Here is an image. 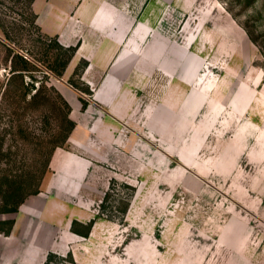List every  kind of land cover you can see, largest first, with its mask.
I'll list each match as a JSON object with an SVG mask.
<instances>
[{
  "label": "rangeland",
  "instance_id": "1",
  "mask_svg": "<svg viewBox=\"0 0 264 264\" xmlns=\"http://www.w3.org/2000/svg\"><path fill=\"white\" fill-rule=\"evenodd\" d=\"M26 1L0 0V86L7 44L75 127L39 193L0 216L14 221L0 264H137L153 251L161 264H264V0H34L37 28ZM45 37L75 48L60 77L46 73ZM128 85L147 96L126 113ZM165 88L166 133L147 111L164 112ZM16 101L0 93V176L38 174L60 131L58 112Z\"/></svg>",
  "mask_w": 264,
  "mask_h": 264
},
{
  "label": "trees",
  "instance_id": "2",
  "mask_svg": "<svg viewBox=\"0 0 264 264\" xmlns=\"http://www.w3.org/2000/svg\"><path fill=\"white\" fill-rule=\"evenodd\" d=\"M33 1L34 0H27L25 8L27 14L33 16V20L30 24L32 27L37 28L35 25V17L31 10ZM1 30L3 31L5 40L11 41L13 44L16 43V41L4 31L2 26ZM42 44L44 46V54L46 57L49 56L48 52L51 50L54 51L49 56L51 60L49 65L46 66V73L51 74L54 77H60L66 65L72 58L75 48L63 47L56 39L48 37L43 39ZM5 46L7 63L9 65V76L5 85L0 86L1 95L10 96L14 99L15 103H17L16 100H18V103L26 105L27 108L42 103L43 107L48 106L49 110L52 112H58L56 120L58 123L57 128L60 131L58 132L57 130L53 133L52 136L55 138L53 141V147L38 174L30 167L24 166V168H19L14 174L10 172L0 176V215L16 213L18 208L29 196L37 195L39 193L41 180L49 167L52 152L56 148L62 147L67 142L69 134L75 127L74 122L69 118V107L64 100L57 94L65 108V110L60 113V109L56 106L55 102L51 100L52 97L47 94L49 88L45 84H41L40 87H37L34 84V79H32L31 76L34 70L32 69L33 66L30 59L17 53L12 47H10V45L6 44ZM26 77H29L32 81L30 83L26 82ZM86 91L87 90H85V92ZM56 139H58V142H56ZM13 224V220H0V234L8 236ZM81 235L85 237L87 232L81 233Z\"/></svg>",
  "mask_w": 264,
  "mask_h": 264
},
{
  "label": "bare ground",
  "instance_id": "3",
  "mask_svg": "<svg viewBox=\"0 0 264 264\" xmlns=\"http://www.w3.org/2000/svg\"><path fill=\"white\" fill-rule=\"evenodd\" d=\"M170 23H172V21L170 20ZM160 27V26H159ZM146 32H147V30H146ZM188 48V47H187ZM184 53H190V52H186V51H184ZM149 55H151V56H153L152 57V60H153V62H154V60L156 59V57H158L157 55H158V49H156V50H154V51H152V52H150L149 53ZM195 57V56H194ZM196 58V57H195ZM162 62H163V60H162ZM194 63L196 64H194V65H192L191 67H187V68H189V69H187V70H185V68H184V70H183V67L181 68V70H183V71H185L184 73H186V81H189L191 78H189V77H193V76H199L198 75V71L196 70L197 69V67H199L198 65L200 64L201 65V63H199V62H195L194 61ZM199 63V64H198ZM152 64V63H151ZM163 65L162 66H160V68H164L166 71H168V72H170L169 74H167V75H165V74H162L163 76V79L165 80L166 78H170L171 76H173V55L172 54H169L165 59H164V63H162ZM155 65V67H157L158 69H156L155 67H154V71L155 72H157L158 73V71H162L160 68H159V66L158 65H156V64H154ZM149 66V65H148ZM165 71V72H166ZM164 72V71H163ZM167 80V79H166ZM143 82V81H142ZM165 84L167 83V82H164ZM163 83V84H164ZM182 83V82H181ZM125 85V84H124ZM171 85H173V80H170L169 81V87L171 86ZM127 86V85H126ZM202 86V85H201ZM186 87V86H185ZM140 88H142V87H140ZM140 88H137L136 90H133V86H131V85H128V89L130 90V92L129 91H127V92H129V94L130 95H127L126 96V99L125 100H127V101H125V100H122L121 102L123 103V108H122V110L123 111H125L126 112V110H128V111H130L129 109L131 108V106H133L134 105V103H140L141 104V102L142 101H144V102H146V93H145V91L144 90H142V89H140ZM165 90H166V88H165ZM164 90V91H165ZM171 91V88H168L166 91H165V94L163 95V98H162V102H160L162 105L161 106H163V107H165V109H163L164 110V112H156L157 111V108H158V106L155 104V102L154 101H152L151 103H148L149 105H148V112H149V114H150V116H151V120L153 121V122H150L149 123V126H153V127H155V129L156 128H158L159 130L160 129H163V127H165V126H167L166 127V131H165V133L168 131V130H170L171 128H172V124H173V92H170ZM130 99V100H129ZM164 100H168L169 102H168V104H163V102H164ZM125 101V102H124ZM124 103H125V105H124ZM199 105V104H198ZM125 106V107H124ZM139 108H138V112H137V114L138 115H140V112H139V109H141V106H138ZM194 107V106H193ZM142 110V109H141ZM147 112V113H148ZM127 113V112H126ZM135 116H137L136 114H135ZM163 122H165L167 125H164V123ZM164 125V126H163ZM148 134H150V135H155L156 133H155V131H150ZM149 140V139H148ZM202 147H204V144L202 145ZM203 149V148H202Z\"/></svg>",
  "mask_w": 264,
  "mask_h": 264
},
{
  "label": "crops",
  "instance_id": "4",
  "mask_svg": "<svg viewBox=\"0 0 264 264\" xmlns=\"http://www.w3.org/2000/svg\"><path fill=\"white\" fill-rule=\"evenodd\" d=\"M83 1L81 0V3H82ZM85 7V6H84ZM91 12V11H90ZM108 36H105V39H104V44H105V46L107 47V45H110V47L111 46H113L114 48L116 47V46H118V44H117V40L116 41H114L113 42V40L110 42L108 39ZM157 48H155V49H153V51L154 50H156ZM151 52V51H150ZM84 58H86V57H84ZM86 60H89L88 58H86ZM97 100V102H99L98 101V99H96ZM101 102V101H100ZM71 138H72V136L71 135H69V137H68V139H67V143H72V141H71ZM75 145V144H74ZM58 149V148H57ZM57 149L53 152V156L52 157H54L55 155H56V152H57ZM52 159V158H51ZM30 197V196H29ZM2 215H9V214H1L0 216H2ZM2 220H4V219H2ZM13 228H14V225H13ZM11 229V232H12V230H14V229ZM10 232V233H11ZM14 232V231H13ZM185 240H187V241H189V242H191V241H193V240H189V239H185ZM4 245L2 246L4 249H5V247H9V244H10V241H4V243H3ZM186 262L185 263H183V264H188V262H189V260H185ZM137 264H161V261H159L158 260V257H157V254H156V251H153V252H150L149 253V257H148V260H146L145 261V259H138L137 261ZM180 264V263H179Z\"/></svg>",
  "mask_w": 264,
  "mask_h": 264
}]
</instances>
